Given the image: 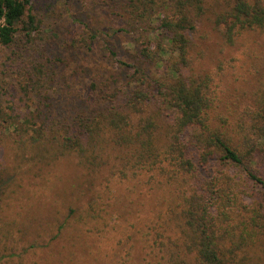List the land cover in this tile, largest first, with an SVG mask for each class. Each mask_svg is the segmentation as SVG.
<instances>
[{
  "label": "rangeland",
  "instance_id": "374dc122",
  "mask_svg": "<svg viewBox=\"0 0 264 264\" xmlns=\"http://www.w3.org/2000/svg\"><path fill=\"white\" fill-rule=\"evenodd\" d=\"M124 3L29 0L24 24L17 26L13 42L0 45V264H56L54 252L44 246L53 240L70 203L82 210L92 203L102 218L97 235L87 234L94 222L73 236L63 234L64 239L71 237L78 244L93 247L97 262L112 255L124 264H156L159 258L148 254L142 241L129 242L125 238L135 231L131 225L144 231L161 229L172 208L169 193L150 190L143 178L136 183L107 173L98 184L93 181L89 191L85 182L90 180L80 176L74 159L58 156L50 146L29 139L35 128L33 123L42 124L46 130L59 128L80 112L100 109L102 106L97 108L86 102L89 93L95 100L115 94L113 101H122L133 88L130 76L136 69L148 76H159L162 70L139 54L140 31L122 17ZM27 15L33 16L32 25L26 23ZM209 31L202 27L194 35L195 43L200 45L193 47L191 53L195 59L194 75L211 76L215 99L212 115L224 116L230 131L238 128L239 117L247 109L256 111L257 105L264 110V31L246 33L234 47L223 46L216 31ZM204 34L207 39L199 43L198 37ZM27 68L41 71V84L37 91L25 95L21 87ZM92 83L95 91L90 89ZM248 121L245 119L246 124ZM254 123L264 131V119ZM256 142L251 144L254 151L250 160L247 157L244 161L264 182V140ZM240 144L246 143L238 141V147ZM247 145L249 149L250 143ZM246 153L249 151L243 155ZM243 169L244 166L212 161V178L223 186L226 179L220 173L232 179L240 192L238 203L247 204L251 211L259 208L251 207L253 201H264V188L249 180ZM78 185L83 186L79 189ZM70 191L74 193L70 195ZM261 204L263 213L264 203ZM222 211L224 208L216 210L212 205L213 230L219 225ZM242 216L245 213L232 208V220L239 222ZM261 234L250 238L245 235L248 243L228 264H264V233ZM60 257L66 260L68 256L64 253ZM90 263L96 262L88 258L86 264Z\"/></svg>",
  "mask_w": 264,
  "mask_h": 264
},
{
  "label": "trees",
  "instance_id": "16d2710c",
  "mask_svg": "<svg viewBox=\"0 0 264 264\" xmlns=\"http://www.w3.org/2000/svg\"><path fill=\"white\" fill-rule=\"evenodd\" d=\"M124 1L122 17L140 31V56L162 70L161 73L156 78L143 70H134L130 76L133 88L122 101H113L115 94H105L95 100L89 93L86 102L97 108L102 106L100 109L80 112L59 128L46 130L42 124L33 123L30 142L50 146L58 156L74 159L80 176L90 180L85 182L89 191L92 182L98 184L107 173L115 179L136 183L143 178L150 190L169 193L172 208L161 229L152 227L151 231H144L131 225L135 231L125 238L129 242L142 241L148 254L159 257L156 264L231 263L248 243L245 235L248 238L263 236L261 203L264 201H253L251 207L259 208L247 210V204L238 203L240 192L236 191L232 179L220 173L226 179L223 186L212 178V161L244 166L246 177L264 188L263 180L244 161L247 157L249 161L253 154L251 144L264 140V131L254 123L259 118L264 119V110L257 105L256 111L247 109L239 117L238 128L229 131L224 116L212 115L215 103L212 78L209 74L194 75L195 59L191 53L193 47L200 46L195 43L194 35L202 27H207L210 33L214 29L225 47L236 46L246 33L264 31V0ZM28 2L0 0L1 46L13 42L17 26L24 24ZM27 19V24L34 23L33 16L27 15ZM206 39L204 34L198 37V42ZM40 72L36 68L24 70L21 89L25 95L40 88ZM95 88L92 83L90 89L95 91ZM244 118L250 121L246 124ZM238 141L246 143V150L243 144L238 147ZM247 143H250L249 149ZM73 193L70 191V195ZM71 205L73 203L57 226L53 240L44 246L54 252L57 259L54 262L86 264L90 258L95 264H124L114 255L105 256L102 263L101 259L97 262L93 247L78 244L71 237L63 238L64 232L73 236L82 227L91 226V222H94L92 228L87 229L90 237L101 231L98 223L102 218L92 203L87 204L85 210ZM212 205L216 210L224 208L214 230ZM231 207L245 213L239 222L231 219ZM75 251L79 254L75 255ZM81 252H84L83 259ZM64 253L68 256L66 260L60 257Z\"/></svg>",
  "mask_w": 264,
  "mask_h": 264
}]
</instances>
